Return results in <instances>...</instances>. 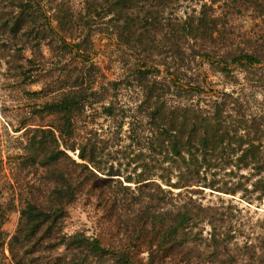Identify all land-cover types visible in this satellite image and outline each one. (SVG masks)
Masks as SVG:
<instances>
[{
    "label": "trees",
    "instance_id": "16d2710c",
    "mask_svg": "<svg viewBox=\"0 0 264 264\" xmlns=\"http://www.w3.org/2000/svg\"><path fill=\"white\" fill-rule=\"evenodd\" d=\"M74 5L75 0H0V37L11 40L24 33L34 42L30 47L34 53L46 41L57 53L83 62L81 67L77 64L72 71L64 58L61 59L58 75H65L61 93L37 103L38 108L31 113L35 119L24 122L17 130L24 129L17 147L20 152L9 155V161H17L12 166L17 170L12 169L8 185L13 188V182L23 180L26 175H30L33 182L20 186L25 196L19 199V223L8 244L3 226L8 213L18 208V199L10 201L7 207L0 203V249L8 246L14 264H96L107 261L117 264H165L167 261L170 264H198L195 262L198 259H202L199 264H203L205 256L195 248V239L202 237L204 232L195 229L202 218L208 216L211 230L205 248L211 249L212 257H220L222 261L227 255L229 264H235L249 247L248 243L241 245L237 242L236 233L241 227L233 223L238 218L233 209L239 210L233 203L203 205L193 196L186 201L183 190L193 193L205 187L232 195L242 191L250 199L263 201V114L250 121L242 117L226 124L221 120L223 108L220 102L214 103L215 112L210 114L189 106L169 107L161 101L162 104L157 103L146 114L147 120L143 123L147 131L145 136L141 139L131 137L141 150L136 156L138 165L126 176L112 164L108 168L102 165L98 158L100 139L92 136L79 139L75 118L84 112L87 104L96 102H103L102 112L107 116L116 117L120 113L126 116L124 107L115 96L118 81H95L92 78L93 69L97 70L91 53L93 37L105 35L134 49L137 60L142 62L133 69L140 83L153 73L146 68L148 59L160 52L163 58L149 63L155 61V64L164 66L168 74L177 77L170 82L166 79L158 81L162 83L160 86L168 90L174 86L180 92L191 94L193 89L189 80L188 85L177 82L180 79L177 70L182 66L181 62L187 61L186 54L192 59L216 57L217 46L225 44L231 32L225 22L221 24L222 13L237 15L247 10L262 13L264 0H86L85 12L76 11ZM104 7L107 12H103ZM53 22H57L56 27ZM53 58L52 55L50 60ZM230 60H246L248 64L260 62L258 56L248 52H241ZM38 61L39 64L30 58L32 64L25 68L28 67L29 72L39 70L42 74L45 66L41 61L47 60ZM88 65L93 69L88 67L85 70ZM155 71L162 72L158 67ZM156 82L154 79L153 84ZM37 93L46 95L49 90L44 87ZM153 94L152 91L150 100ZM107 96L115 99L104 103ZM46 117L51 121H43ZM38 118L39 122L36 121ZM120 119L118 126L123 127L124 119L122 116ZM242 127L246 134L238 135ZM132 129L134 131L135 127ZM160 154L163 161L158 159ZM163 162L168 163V167ZM158 166L163 168L158 179L166 183L152 177ZM138 168L141 171H135ZM222 170L227 174H236V170L245 172L240 173L242 180L236 185L229 184L230 180L223 183L227 184L226 187L218 185L220 181L217 180L206 182L207 185H190L192 180L202 182L209 171L217 175ZM172 175H176L178 181L172 182ZM108 182L109 185L115 182L112 184L115 188L104 200L103 207L113 216L124 200L118 196H131L133 201L128 206L135 213L126 215L129 221L127 247L137 253L140 246L146 245L147 261L134 260L129 249L123 246L108 248L98 237L84 232L61 234L66 206L83 193L88 197L95 195ZM133 183L139 186L134 195L131 194ZM42 195L52 202L41 201ZM144 198L149 202L136 208ZM230 242L236 244L233 250L229 247ZM61 245H65L66 253L55 256ZM249 259L251 264H264V255H259L256 250ZM207 261L213 262V259Z\"/></svg>",
    "mask_w": 264,
    "mask_h": 264
},
{
    "label": "rangeland",
    "instance_id": "374dc122",
    "mask_svg": "<svg viewBox=\"0 0 264 264\" xmlns=\"http://www.w3.org/2000/svg\"><path fill=\"white\" fill-rule=\"evenodd\" d=\"M74 6L76 11L85 12L86 0H75ZM224 10L230 11L229 8ZM103 12H107L105 7ZM222 15L221 24L225 22L226 27L231 32L227 42L217 46V56L211 60L204 57L192 59L189 54H186L187 61L181 62L180 65L182 66L177 70L180 77L177 82L188 85L186 83L189 80L190 87L193 89L191 94L180 92L174 86L170 90L160 86L162 83L158 81L166 79V82H170L171 79H177L176 74H168L164 66L155 64V61L163 58L160 52L154 53L148 59L146 68H150L153 73L149 74L148 80L140 83L136 80L133 69L137 63L142 62L137 60L135 55L137 52L134 49H129L127 46L119 44L115 39H110L105 35L93 37V50L91 53L97 70L89 65L85 70H88V67L93 69L91 75L95 81H118L115 96L120 105L122 104L124 107V113L126 114V116L123 113L117 114L116 117L107 116L102 112L103 102H96L93 105L87 104L84 112L78 114L75 118L78 133L81 136L79 139H84V136L100 139L98 158L103 162L102 165L105 168L112 164L115 169H120L125 176L133 173L135 166L139 163L136 160V156L141 148L134 144L131 137L134 135L136 138L141 139V137L145 136L147 131L144 130L143 123L145 124L147 120L146 114L157 103L162 104L161 101H165L169 107L189 106L197 111L200 110L202 113L207 111L210 114L215 112L214 103L220 102L223 108L221 120L224 121L223 123L226 121V124L229 121H237V119L242 117L250 121L255 116L264 115V94H262L264 93V11L259 13L255 10H247L237 15L235 13H222ZM56 25L57 22H53V26L56 27ZM46 39L49 40L50 38ZM3 42L9 44L6 45ZM33 43L26 38L24 33L11 40L6 36L0 37V151L3 152V155L0 152V203L7 207L10 201L18 199V208L8 213V220L3 226L7 234L5 237L7 244L19 223V199L25 196V193L21 192L23 189L20 186L24 185L25 187L33 182V178L31 179L30 175H26L23 180L14 181L13 188L12 185H8V181L12 177V169L17 170V168H12L17 161H14L15 159L9 161V155L20 152L17 147L20 146V138L23 136L24 129L17 130L20 129L24 122H30L35 119L31 113L35 107L36 109L38 108L37 103L40 104L48 99L57 97L61 93L65 77L63 73L58 75L61 72L60 68L58 69L60 63H62L61 59L64 58L66 63H68V69H72V71L77 64L81 67V63H83L81 60L76 61L69 55L65 57L60 52L57 53L46 41L34 53L30 48ZM61 50L63 49L61 48ZM241 52L255 54L260 58V62L248 64L246 60L238 62L230 60L231 57L233 58ZM187 53L189 52L187 51ZM52 55L54 58L50 60ZM32 57L37 60L38 64L40 59L47 60L41 61V64L45 66L42 74H39V70L35 69L33 72H29L27 70L28 67L25 68L32 64V62H29ZM152 60L155 61L150 64L149 62ZM155 67H158L162 72L157 73ZM224 67H227V70H224ZM154 79L157 81L155 85L153 84ZM150 86L151 88H149ZM44 87L49 90V94H38L37 92H40ZM152 91L154 94L151 95L152 98L150 100L149 95ZM107 97L108 99L104 100V103L115 99L113 96ZM121 116L124 119L123 127L118 126ZM36 121L39 122L40 118L36 119ZM43 121L49 122L51 118L46 117ZM259 121L262 122L261 120ZM132 127H135L134 131ZM239 129L238 135L246 134L244 127ZM158 157L159 161H163V155L160 154ZM151 163L154 162L151 161ZM163 164L168 167V163L163 162ZM6 168L7 171H4ZM162 170L163 168L158 166L154 170L155 175H152V177L157 178L162 183H166L158 179L157 176ZM135 171L139 172L141 168ZM244 172L236 170V174H227L225 170H222L216 175L213 171H209L206 179L202 180V182L192 180L190 185H207L205 184L206 182L209 183L213 180L220 181L218 185H221V187H226L227 184L223 183L229 180L231 182L229 184L236 185L242 180L240 173ZM175 181H178V177L172 175V182ZM114 183H110L111 185H109V182L106 183L102 190L99 188L95 195L91 197L83 193L77 196L75 201L68 204L61 234L73 235L77 232H84L88 236L98 237L102 244L108 248L123 246L125 249H129L134 260L142 259L147 261L149 253L146 245L140 246L137 253L133 248L127 247V223L129 221L126 215L135 213L128 206L133 201L131 196L122 194L118 196H122L120 199L124 200L113 216H110V213L106 212L103 207L104 200L113 193L115 187H112V184ZM136 187L139 186L134 183L131 185V188L134 189L131 192L132 195L137 194L135 193L138 190ZM228 187H231V185H228ZM175 190L177 191V189ZM183 194V199L186 201L189 200L190 196H193L197 202L203 205L233 203L236 206L235 209L239 210L237 212L233 209L236 216H238L233 223L241 227V230L236 233L237 242L241 243V245L248 243L249 247L246 254H242L235 264H251L249 257L253 250H256L259 255H264V200L250 199L248 196H244L245 192L242 191L232 195L205 187H203V190H196L193 193H187V191L183 190ZM44 198V196L40 198L41 201L48 200V198H45L46 200ZM147 202H149V199L144 198L136 208H139L140 205H145ZM196 230L204 232L202 237L198 236L199 238L195 239V248L201 250L205 256L202 263L229 264V256L222 257L224 263L220 257L214 258V256H211V249L205 248L209 239V231L211 230L208 216L202 218ZM232 241L234 242V240ZM229 247L233 250L236 244L234 245L230 242ZM65 253L66 247L61 245L54 255H64ZM44 255H48V253ZM212 259L213 262L207 261ZM201 261L202 259L195 260L198 264ZM0 264H14L10 258L7 245L4 250L0 249ZM96 264L117 263L107 261L106 263ZM165 264H170V261Z\"/></svg>",
    "mask_w": 264,
    "mask_h": 264
}]
</instances>
